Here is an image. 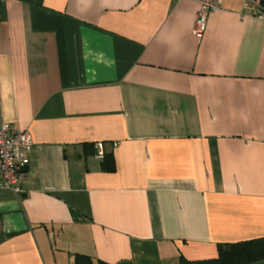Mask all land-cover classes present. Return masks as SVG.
<instances>
[{
	"label": "crops",
	"instance_id": "1",
	"mask_svg": "<svg viewBox=\"0 0 264 264\" xmlns=\"http://www.w3.org/2000/svg\"><path fill=\"white\" fill-rule=\"evenodd\" d=\"M198 8L0 0V123L33 142L20 191L0 188V264H175L264 237V18L221 0L197 37Z\"/></svg>",
	"mask_w": 264,
	"mask_h": 264
},
{
	"label": "built area",
	"instance_id": "2",
	"mask_svg": "<svg viewBox=\"0 0 264 264\" xmlns=\"http://www.w3.org/2000/svg\"><path fill=\"white\" fill-rule=\"evenodd\" d=\"M195 1L198 2L199 8L192 32L193 35L201 37L209 13L220 8L221 0ZM242 5L249 14L264 18V0H242ZM32 146L33 142L27 131L17 130L7 123H0V188L20 191L19 184L26 175ZM94 148L97 156L101 158L104 151L102 144L96 143Z\"/></svg>",
	"mask_w": 264,
	"mask_h": 264
},
{
	"label": "trees",
	"instance_id": "3",
	"mask_svg": "<svg viewBox=\"0 0 264 264\" xmlns=\"http://www.w3.org/2000/svg\"><path fill=\"white\" fill-rule=\"evenodd\" d=\"M94 145H92V151L97 155ZM85 149L88 150V146ZM100 160L101 169L104 172L114 171L115 162L112 153L103 151ZM86 259L88 257L81 255L76 259V263L85 264ZM262 259H264V237L243 242L219 244L217 255L213 258L190 260L180 256L175 264H247Z\"/></svg>",
	"mask_w": 264,
	"mask_h": 264
}]
</instances>
